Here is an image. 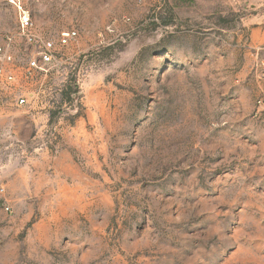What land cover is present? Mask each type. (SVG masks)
Listing matches in <instances>:
<instances>
[{"label":"rangeland","instance_id":"obj_1","mask_svg":"<svg viewBox=\"0 0 264 264\" xmlns=\"http://www.w3.org/2000/svg\"><path fill=\"white\" fill-rule=\"evenodd\" d=\"M20 3L79 41L0 96V264H264V0Z\"/></svg>","mask_w":264,"mask_h":264},{"label":"built area","instance_id":"obj_2","mask_svg":"<svg viewBox=\"0 0 264 264\" xmlns=\"http://www.w3.org/2000/svg\"><path fill=\"white\" fill-rule=\"evenodd\" d=\"M18 13V30L3 37L0 44V96H6L17 107H27L34 95L19 85V80L30 83L39 75H48L58 66L63 51L78 44L75 30L62 33L57 39L47 37L34 22L32 14L20 0H8ZM24 45V48H21ZM252 79L258 86L256 115L264 118V60L258 61ZM0 100V112L3 110Z\"/></svg>","mask_w":264,"mask_h":264}]
</instances>
